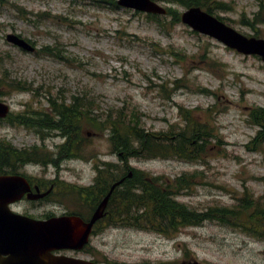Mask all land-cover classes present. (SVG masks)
<instances>
[{
	"label": "rangeland",
	"instance_id": "1",
	"mask_svg": "<svg viewBox=\"0 0 264 264\" xmlns=\"http://www.w3.org/2000/svg\"><path fill=\"white\" fill-rule=\"evenodd\" d=\"M157 1L180 13L186 9L177 3ZM224 1L232 8L216 12L241 32L253 33L241 18L244 14L253 16L260 0ZM29 11L34 13L27 14ZM43 12L59 16L43 18ZM162 14L158 15L165 23L159 24L146 12L121 5L115 9L98 6L97 0H0V56H4L0 75L23 79L35 88L16 89L0 98L9 103L15 116L28 115L38 110L51 112L45 95L38 94L41 86L43 90L48 86L54 91L63 88L69 95L66 102L71 95L88 90L103 110L137 104L146 114L144 126L153 131L166 130L170 122L183 124V115L191 110L215 134L205 143L204 155L195 160L176 155L132 156L129 164L160 175L162 180L195 174L196 184L175 197L197 210L233 206L246 194L254 198L264 195V143L257 149L247 145L258 130L250 121L251 108L264 106V61L259 55L243 54L194 31L181 20L172 22L168 11ZM8 33L30 38L35 51L9 42ZM57 40L65 44L69 57L81 63L40 53L43 46ZM152 43L159 45L154 48ZM170 50L179 54L180 61ZM201 88L211 90V94ZM10 119L9 115L0 119V141L5 139L20 150L31 151V144L39 143L38 135L26 124ZM92 127L85 123L83 131L88 139L82 151L88 158L64 157L59 166L48 163V154L58 153L55 144L63 142V138L49 137L46 145L52 151L40 147V160L29 154L26 157L34 160H15L17 170H47L62 180L54 189L55 213L75 209L86 212L90 206V215L93 202L79 199L63 186L92 184L96 159L124 164L117 152L111 151L108 133ZM121 242L134 253L148 254L165 264H186L183 261L191 258L206 264H264V239L218 219L187 225L170 234L130 229L116 240L109 239L111 245Z\"/></svg>",
	"mask_w": 264,
	"mask_h": 264
},
{
	"label": "trees",
	"instance_id": "2",
	"mask_svg": "<svg viewBox=\"0 0 264 264\" xmlns=\"http://www.w3.org/2000/svg\"><path fill=\"white\" fill-rule=\"evenodd\" d=\"M177 3L185 7L200 6L207 11L216 14L219 18L226 21V17L216 12L217 9L227 10L232 6L224 0H161ZM98 6L118 8L116 0H97ZM106 3V4H105ZM259 7L253 16L242 15L241 22L251 26L254 30L249 35L263 36L264 30V2L259 1ZM24 10V8H22ZM168 14L172 15V22L181 20V13L175 8H167ZM26 11V10H24ZM27 14L34 12H26ZM45 14L43 18L59 15ZM39 15V14H37ZM149 18L156 20L159 24L165 23L162 16L148 13ZM227 22V21H226ZM126 34L125 31H123ZM21 35V34H19ZM22 36V35H21ZM32 43L30 38H26ZM154 44V48L159 44ZM40 53L50 55L59 60L81 61L75 57L68 56L65 44L57 40L53 44L45 45ZM168 52V51H167ZM170 54L176 56L179 54L175 50H170ZM184 56H182L183 58ZM4 56H0V63ZM159 85V84H157ZM160 86V85H159ZM31 82H25L23 79L10 77L8 74L0 75V95L12 93L16 89L34 90ZM40 96L45 95L48 101L49 109L38 110L28 115L21 113L14 115L9 113L11 122H19L31 126L32 124H45L51 128L59 129L66 140L60 145L57 155L48 154V163L59 164L64 157H85L83 148L86 136L82 135V126L88 124L96 130L108 133V139L111 144V151L117 152L118 157L122 159V165L118 162L99 160L95 164L97 175L92 184L76 185L70 183L69 186H63L64 191L71 192L81 200H88L89 203L97 201L105 194L111 183L118 179L129 168L133 175L127 177L112 192L106 215L103 217L108 222H130L140 228L157 231L163 234H170L187 225H198L207 219H218L232 227H238L242 230L264 239V195L256 198L246 194L238 198L233 206H209L203 210H197L189 207L188 204L177 199L179 194L188 191L194 182L195 174L189 176L179 175L174 179L166 177L164 180L160 175L151 174L129 165V159L139 156L146 157H168L179 156L183 159L195 160L205 153V143L209 138L215 137L207 123L197 119L191 110L189 114L183 115V124L180 122H170L168 128L162 131H153L144 126L143 117L146 115L140 110L137 104H125L121 107L108 108L103 110L96 101V96L84 90L81 93L70 96V101L66 102L67 97L63 88L57 91L52 86L43 90L41 86ZM170 92L169 88L167 87ZM176 86L173 87V90ZM40 90V89H39ZM202 92L211 94V90L201 88ZM182 109H186L181 104ZM41 109V108H40ZM186 110V112H188ZM250 121L258 126L256 135L247 143L249 149H257L264 143V106H253L250 111ZM26 154L33 155L35 160H40V153L33 151H24L18 149L12 142L7 140L0 141V172L4 170H17L16 161H30L33 158L26 157ZM10 159H14L11 161ZM34 160V159H33ZM99 164V165H98ZM59 166V165H58ZM122 169V171H121ZM68 187V188H67ZM89 206V205H88ZM89 210H71L68 213H77L83 217L88 216ZM99 219L98 222L103 221ZM170 264V263H166Z\"/></svg>",
	"mask_w": 264,
	"mask_h": 264
},
{
	"label": "flooded vegetation",
	"instance_id": "3",
	"mask_svg": "<svg viewBox=\"0 0 264 264\" xmlns=\"http://www.w3.org/2000/svg\"><path fill=\"white\" fill-rule=\"evenodd\" d=\"M81 126V134L83 135L84 126ZM25 127L32 130L39 137V143H33L29 147L35 153L40 147H47L46 139L49 137L63 138V142L66 140V135L59 129L51 128L45 124L25 125ZM61 144L56 143L55 147L59 149ZM47 149L49 148L47 147ZM51 151L49 149V152ZM105 161L108 162L109 160ZM27 162L29 161L24 163ZM95 162L97 163L99 160L96 159ZM0 175H19L24 178V182L20 183L17 192L19 197L8 203L13 211L36 219H48L55 214H63L67 211L56 210L55 213L53 210L54 189L59 186L62 180L50 174L47 170L39 172L4 170L0 172ZM103 195L94 202L91 212ZM48 228L49 222H0V264L47 263L44 258L35 260L31 248L37 243V238L44 240L48 236L50 233ZM130 229L137 232L148 231L146 228L137 227L130 222H94L88 233V240L80 248L60 247L51 249L50 253L52 255H65L91 260L99 264H165L164 260L151 259L148 254L139 255L134 253L132 248H128L122 242L112 245L109 243V239L116 240L123 232ZM46 252L42 251V256L50 255L49 252ZM191 260H184L183 263L190 264L192 263Z\"/></svg>",
	"mask_w": 264,
	"mask_h": 264
},
{
	"label": "water",
	"instance_id": "4",
	"mask_svg": "<svg viewBox=\"0 0 264 264\" xmlns=\"http://www.w3.org/2000/svg\"><path fill=\"white\" fill-rule=\"evenodd\" d=\"M117 3L150 13L162 14L167 11L165 6L155 0H117ZM181 20L192 29L212 36L237 51L245 54H258L264 60V37L249 36L200 6H191L185 9L181 13ZM6 38L28 51L35 49L33 44L16 33H8ZM9 111V103L0 99V117L7 116ZM131 175L132 170H129L126 175L111 184L107 193L94 208L89 219H85L76 213H64L53 215L48 219H36L15 212L9 207L8 203L19 197L17 192L20 183L24 182V178L19 175H0V222H49L48 229L50 233L48 236L44 240L37 238V243L31 248L35 260L44 258L47 263L37 262L36 264H99L94 261L65 255H52L50 250L60 247L80 248L86 243L93 223L106 214L107 203L112 191L127 176ZM42 251H47L50 255L42 256ZM194 263L202 264L197 260Z\"/></svg>",
	"mask_w": 264,
	"mask_h": 264
}]
</instances>
